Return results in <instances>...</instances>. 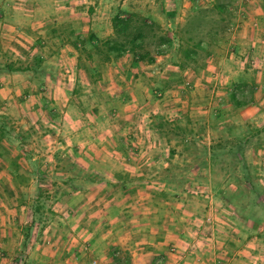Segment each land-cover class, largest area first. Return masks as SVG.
I'll list each match as a JSON object with an SVG mask.
<instances>
[{
	"label": "crops",
	"instance_id": "0c3cea01",
	"mask_svg": "<svg viewBox=\"0 0 264 264\" xmlns=\"http://www.w3.org/2000/svg\"><path fill=\"white\" fill-rule=\"evenodd\" d=\"M82 3L0 0V115L9 114L20 122L23 108L25 113L36 108L34 117L41 121L44 112L58 104L61 124L56 134L63 140L57 142L59 152L72 151L83 158L84 165L79 167L87 176L80 181L82 187L55 197L61 211L73 205V215L60 211L61 222L53 229L42 227L38 239L23 245L21 237L33 217L34 198L19 192L20 173L9 172L0 156V250H6L0 264L20 263L16 255L23 246L30 250L28 264H56L54 259L58 264H89V260L96 264H264V227H237L234 211L210 187L212 163L207 161V174L202 172L206 176L201 182L208 192L176 193L166 187L161 168L175 147L149 127L148 117L149 111L163 106L168 115L202 121L209 155L215 145L209 123L222 134L225 128L238 137L244 136L245 128L246 137L253 139V152L264 153V36L260 37L264 32L255 29L259 37L254 39L251 27L264 22V0H251L247 7L253 18L237 24L243 22L240 32L249 49L243 52L238 45L246 42L229 44V52H218V58L203 68L183 72L192 81L185 96L176 90L182 74L173 85L167 78L163 84H152L163 72L154 64L134 65L126 54L118 62H107L97 78L90 77L85 60L67 42V8L72 10L73 22L82 24L76 32L80 38L88 32L104 38L111 28L109 20L93 17L92 5ZM256 48L259 54L254 57ZM4 52L9 56H3ZM23 55L31 61L21 59ZM7 57L21 69L9 70ZM252 59L261 62L256 65ZM249 70L254 72L252 78L246 76ZM162 87L164 94L170 93L167 98L150 97ZM248 90V96L242 95ZM90 97L95 107L83 110L84 99ZM18 129L10 132L17 144ZM14 147L23 153L21 147ZM32 150L23 153L27 154L25 164L19 156L20 170L48 167ZM176 153L177 148L173 156ZM256 163V174L262 172L251 180L262 189L264 161ZM85 184L90 186L84 189Z\"/></svg>",
	"mask_w": 264,
	"mask_h": 264
},
{
	"label": "rangeland",
	"instance_id": "374dc122",
	"mask_svg": "<svg viewBox=\"0 0 264 264\" xmlns=\"http://www.w3.org/2000/svg\"><path fill=\"white\" fill-rule=\"evenodd\" d=\"M54 2L57 0H53ZM68 1V0H66ZM72 1V0H71ZM78 1V0H77ZM82 3V5H92L93 9L92 12H94L93 17L95 15L102 16L104 20L106 19L110 21L111 16L119 11V12H135L139 14L140 16L146 17V19L150 22H155L158 24L159 29L158 33H164L168 38H171L172 43L169 46L162 47L164 51H159L158 53H155V50L153 48V45L149 46V51L151 54H153L156 58V63L152 62L149 64H154L155 69L159 70L160 72H163L162 74H159L160 77L158 79H155V81H152V84H163L162 80L163 78H167L168 81L172 82L178 80V78L181 77L177 83H179V87L176 88L178 93L181 96L186 95V90H190L192 87V81L188 79V77H183V72L187 71L189 72L191 68H203L206 62L211 61L218 58V52L224 51L227 49L229 52L230 49L228 48V45L235 42H246L242 43L241 45L238 44L242 51L244 52L246 49L248 50L246 46L248 44V41L244 38L245 35L241 36V27H243V22L240 25H237L240 23V21L244 19H252L253 16L251 15V12H249V4L251 5L253 2L257 3L258 0H171L169 2L168 0H79ZM250 1V3H249ZM261 1V0H259ZM222 4L221 14L219 15L215 10H213L211 7L214 5ZM248 6V7H247ZM70 11L71 9L67 8V11L65 13L66 16V32L72 31L73 34H76V32H79L81 30L82 24H75L72 20ZM199 11V12H198ZM203 11V12H202ZM205 12V13H204ZM204 13L205 16L202 18L197 17V14ZM196 14V17H195ZM245 15V16H244ZM247 15V16H246ZM221 16V17H220ZM222 20H221V19ZM189 20L193 21L195 25H198L197 28H193L192 35L194 38L201 37L204 40L205 43V50L209 52V55L205 56L200 51L199 55L197 56L196 63H186L182 66V68H178L177 64L181 59V48L177 45V40L175 38H179L183 35L181 30H184L185 23H187ZM86 23V21H84ZM262 24L253 25L252 24V30L254 31L257 29L259 32H264V22H260ZM111 28V26H109ZM85 28V24H84ZM85 30V29H84ZM249 32V31H248ZM253 33V32H252ZM68 34V33H67ZM111 34V33H110ZM238 35L240 37H238ZM264 36L260 34V37ZM250 37V36H249ZM252 37L254 39H257L259 35L254 31ZM233 40V41H232ZM256 42V41H254ZM69 43V42H68ZM179 43V41H178ZM264 45V43H262ZM261 50V48H260ZM3 56H9L8 53L4 52ZM220 54V53H219ZM259 54V50L256 48V53L253 54L254 57H257ZM81 57L84 59L83 53H81ZM9 58V57H7ZM11 58V57H10ZM26 58V56H22L21 59ZM154 58V59H155ZM3 59V58H2ZM31 61V59L26 58ZM19 60V59H18ZM17 60V61H18ZM253 60V59H252ZM25 61V59H24ZM249 61V60H248ZM33 62V61H32ZM257 63L256 65H259L260 62L257 60H253V63ZM19 63L21 61L19 60ZM263 68H264V60L262 61ZM22 64V63H21ZM141 66H146L147 63H140ZM105 66V65H104ZM251 67V66H249ZM256 68V67H254ZM252 72V73H251ZM249 75L247 74V78H252L254 75V72L252 70H249ZM180 74V75H179ZM187 74V73H184ZM184 79V80H183ZM167 81V82H168ZM187 81V82H186ZM165 85V84H164ZM162 88H156V92H151L150 97L154 98L156 100L167 98L170 93L164 94ZM171 92H173V88L171 89ZM158 93V94H157ZM249 90L242 94L244 96L249 95ZM24 95V94H23ZM241 95V96H242ZM21 96V95H20ZM67 96V95H66ZM28 97V96H27ZM243 97V96H242ZM20 99H23L22 97ZM25 101V99H23ZM242 100V99H241ZM84 104L81 106L83 110H92L94 108V103L91 99H84ZM58 107V104L53 106L52 108L54 110L49 109L50 114H47L48 111L44 112L45 116L43 120L36 121L35 111H39L35 109L29 110L27 113L22 109L21 118L23 121L16 122L15 118L10 117L9 126L12 127V129L15 132V128L19 127L18 130L21 132L19 133L21 135V138L19 139V144L16 143V141H12V154H20L21 160L25 164L24 157L27 156L25 153V150H29V148H33L34 154H36L38 157L43 158L46 163H48V167H40V169L35 168L34 170H20V188H18L19 192L23 195L27 196L28 198H35L38 190L47 192L48 195H53L54 197L58 196L59 194L63 193H71L75 191V188L78 186L82 187V183H80L81 180H83L82 175H74L73 174V168L70 167L71 163H74L76 166H83V162L85 161L83 158H80L79 155L73 154L72 151H70L68 154L61 155L59 149L57 146L61 143H63V140L59 137L58 134H56V130L58 128V125L61 124V122L58 121V114L59 111L56 109ZM105 106H103V109ZM160 111H159V110ZM153 109V111H149L148 115L151 114H158V116L162 118H166L163 122L166 123L167 119H172L173 114L168 115L164 107L159 106V108ZM105 111V109H104ZM7 116H10L9 114ZM149 117V116H148ZM159 118V117H158ZM182 118V117H180ZM184 119V118H183ZM156 120H153V123ZM184 120L181 121L183 123ZM31 123V124H30ZM68 124V123H67ZM150 124V122H149ZM188 127H191L190 124H188ZM66 126V124H65ZM213 126V125H212ZM151 128V126H149ZM168 129V134L166 136H162L163 142H166L167 144H170L171 147L177 148L179 154L171 157V164L173 166V163L177 164V167H175L172 170L173 172H180L182 173H188V175H197L202 172H206V168H204V163L208 161V163H212L211 166L212 169H210V187H216L217 184L219 186L223 185V190H227L228 192L233 191H241L242 195H240L239 200L234 199V203H237L235 207V210H237L238 213H241L242 215H253L255 218H263L264 216V206L262 208H252V197L253 193H251L249 190V185L246 184V182H236L232 183L230 177L231 175H243V170L241 168V165L245 166L246 172L248 173V176L255 177L262 172L258 171V174H256L257 170H254V166H258L256 161H259L260 164L264 161V153L255 154L253 152V146L254 144L253 139L246 137L248 133L245 131L247 129H243L244 136H241V139L236 138L237 136H234V134L230 133L227 129L222 128L221 132H218L217 129L210 128V131L212 133L213 139H215V142L213 144L218 145V155L215 158H210V155L205 152V147L207 145V128H205L204 131L200 130L195 126L191 132H187V134H184L182 139H179V137L173 136L176 133L173 129V126L171 124H168L166 126ZM196 134V135H192ZM160 134V132H158ZM46 135V137H44ZM168 136V138H167ZM222 137V138H221ZM60 138V139H59ZM240 141L241 146L238 150V153L234 154L230 150V148H237V146L233 145V140ZM96 140L98 141V137H96ZM107 142H109V138H106ZM236 141V142H237ZM57 142L59 144H57ZM21 143V145H20ZM14 145H17L18 147L22 148V152L20 153ZM24 146H26L24 149ZM46 149V151H44ZM257 157V158H256ZM215 166V168H214ZM81 168V167H79ZM23 172L24 175H23ZM42 172V182H40V186L38 185V175ZM27 173V174H26ZM85 173V172H84ZM179 174V175H180ZM206 176V175H203ZM69 179L71 181H69ZM54 185H53V182ZM200 181V180H199ZM198 181V182H199ZM69 182H72L73 187L69 186ZM0 181V185H1ZM195 186V183H193ZM14 192L17 191V185L13 184ZM39 186V188H38ZM87 186H90L89 184H85L83 186L84 189H86ZM57 187L55 190V194H53V189ZM261 188V187H260ZM262 203L264 205V188L262 187ZM196 191V190H195ZM48 197L49 200L46 203L45 209H43V215L44 219L42 220L44 223L38 222L37 218H35V224L33 231L30 230L28 239H38V237L41 236L40 230L42 227H51L54 228L53 225H57L58 222H61L62 214L61 212L65 211V214L68 213L70 215L73 212V205L66 208V210L61 211V206L57 204V200L55 198ZM244 206V209L242 207ZM69 210V212H68ZM61 211V212H60ZM252 211V212H251ZM64 214V215H65ZM73 215V214H72ZM59 218H61L59 220ZM242 222L241 224L244 226H247L249 222L244 220L243 218L240 219ZM235 222V220H234ZM25 229V228H24ZM27 230V229H26ZM25 232L23 233V236L21 237V244H23V238H24ZM29 242V241H28ZM37 242V241H36ZM30 251V250H29ZM28 247H22L21 249H18V254L16 255L17 259L20 260V263L18 264H28L25 263L28 257ZM54 251V250H51ZM6 250H0V257L5 258ZM36 251L33 253L32 256ZM74 257V256H73ZM54 263L58 264L59 260L54 259ZM89 264H91V260H89Z\"/></svg>",
	"mask_w": 264,
	"mask_h": 264
},
{
	"label": "trees",
	"instance_id": "16d2710c",
	"mask_svg": "<svg viewBox=\"0 0 264 264\" xmlns=\"http://www.w3.org/2000/svg\"><path fill=\"white\" fill-rule=\"evenodd\" d=\"M211 8L220 15L222 4L214 5ZM204 13L199 14V16L197 13L196 14L197 17L202 18L201 20H203V17L205 16ZM110 26H111V34H109L104 38H97L92 32H88L84 38H80L78 34H73L71 30L69 32L67 31L68 33L67 42H69L71 46L80 55L81 53H83L85 57L84 60L87 64L86 65L87 69L89 70V72H91L90 77L97 78L100 74L101 69L104 67V65L107 62L110 61L118 62V60L124 54L130 56L131 59L130 63L134 65L144 62L147 64L152 63L154 61L155 56L150 53L148 49L149 46L153 45L155 53H158L159 51H164L162 47L169 46L172 43L171 38H168L166 34L162 32L158 33V29H159L158 24H156L155 22L148 21L146 17L140 16L135 12H119V11L115 12L110 18ZM197 27L198 25H195L194 20L193 21L189 20L187 23H185V27L183 28L184 30H181L182 34L183 35L185 34V36H180L179 38H175V40H177L178 47L181 48V59L177 64L178 68H182V66L185 65L186 63H192V62L196 63L199 52L200 51L204 52L205 50L206 45L204 43L203 38L201 37L194 38L191 33L193 28H197ZM203 55L205 57L209 55V52L205 50ZM5 60L9 70H19L22 67V65L13 66L14 62L11 61L9 58H6ZM33 62L35 63V61ZM165 119L158 116V114L150 113L149 126H151V128L154 129L156 132H160L161 135L166 136L168 134V129L166 128V126H168V124H171L175 132L179 133V134H174L173 136L179 137V139H182L183 135L187 134V132H191L195 126H197V128L202 131H204L206 128L205 124L202 121H191L188 118L183 119L180 117H173L172 119H167L165 123L163 122ZM153 120L156 121L153 123ZM182 120H184L183 123H181ZM9 122H10V118L8 116L0 115V156L3 157L7 162L8 171L11 172L12 174L13 173L15 174V173H19L20 171V168L18 166L19 164L17 163L20 154H12L11 147H12V141L15 138V134L12 138V136L10 135V132L12 131V127L9 126ZM188 124H190L191 127H188L189 126ZM207 127L209 129L211 127L212 129H215V125L212 123H209ZM229 132L232 133V131ZM191 134L196 135L193 133ZM236 138L241 139L238 136ZM238 139L233 140V145L237 146L238 149L230 148V150H233L232 152L234 154L238 153V150L240 149L241 146L240 141H237ZM217 146L218 145H213L210 147L211 159L215 158L219 153ZM174 153H175L174 148L173 150H169L168 157L166 160L167 163L165 167L161 168V175H163V179L166 181V187L168 189H172L176 193L189 192L192 190L193 191L196 190V192L199 190V192L202 193L208 192L206 190L208 188L207 185H204V183L201 182L202 179H205V176H203L202 173L201 176L200 174L193 176V175H188L189 172L182 174H180V172H173L172 167L173 169L177 167L176 163H173V166L171 164V157L173 156ZM70 167L72 168L74 167L73 168L74 175H82V177L86 176L84 171L81 168H79V166H76L74 163H71ZM241 168L243 170V175H241V177L236 174L231 175L230 177V179L232 180L231 182L232 183H236L239 181L246 182V184L250 186L248 191L253 193V197L251 200L253 205L252 208L255 207V209L256 208L260 209L264 206L262 203L263 200L261 193L263 190L259 186L254 185L253 181L246 172L245 166L241 165ZM34 172L36 171L34 170ZM42 175L43 174L41 172V174H39L37 177L38 185L40 184V181L43 180ZM69 181L71 180L69 179ZM193 183H195V186L193 185ZM69 186L73 187L72 182H69ZM219 187H220L219 184H217L216 187L214 188L212 187V190H214L215 195L218 196L225 205H227L231 210L234 211V219H235V223H237V227H239L241 230H247V227L249 226L264 227V216L261 219L258 217L255 218L253 217V215L250 214L248 215L246 214L244 216L241 213H238L237 210H235L234 206H236L237 203H234V199L239 200L240 198L239 196L242 195V192L240 190L236 192L235 191L228 192L227 190H223V188H219ZM56 189L57 187L53 189L52 192L53 194H55ZM52 196L53 195H48L47 192L38 190L35 198L33 199V203H32L33 217L25 232L23 238L24 239L23 245L25 244L26 241H28V237H29L28 233L32 229L31 227L34 226L33 223L36 222L35 218H37L38 222L44 223L42 221L44 219V216H42L43 209H45L47 201ZM53 198L55 197L53 196ZM242 209H244V206L242 207ZM242 218L247 222H249L247 226L241 224L243 220L241 221L240 219Z\"/></svg>",
	"mask_w": 264,
	"mask_h": 264
},
{
	"label": "built area",
	"instance_id": "2783aa9c",
	"mask_svg": "<svg viewBox=\"0 0 264 264\" xmlns=\"http://www.w3.org/2000/svg\"><path fill=\"white\" fill-rule=\"evenodd\" d=\"M91 264H96V261L95 260H91Z\"/></svg>",
	"mask_w": 264,
	"mask_h": 264
}]
</instances>
